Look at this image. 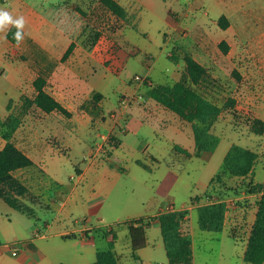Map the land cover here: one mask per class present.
Returning a JSON list of instances; mask_svg holds the SVG:
<instances>
[{
  "label": "crops",
  "instance_id": "obj_1",
  "mask_svg": "<svg viewBox=\"0 0 264 264\" xmlns=\"http://www.w3.org/2000/svg\"><path fill=\"white\" fill-rule=\"evenodd\" d=\"M50 1L54 3L52 5L61 1L66 15L61 19L46 15L34 5L41 3L42 0H9L8 3H0V8L11 12L14 17L23 15L27 21L23 30L24 40L20 44L12 43L7 38L6 40L0 39V77L4 82L0 84V118H6L16 108L15 106L20 104L21 96L30 90L29 85L38 76L45 79V90L71 112V116H65L58 111L46 113L39 109L37 114H40V117L35 118L32 125H22V121L12 134L13 143L34 162V166L16 169L13 174L24 182L29 194L36 196V199L32 200L29 196L23 197L28 209L27 213L16 210L0 198V264H91L95 260L97 250L105 246V240L99 230L109 226L113 227V225L117 232L114 251L119 264H168L160 227L156 221L146 227V244L135 253L132 250L128 227L123 222L136 218L155 217L166 211L168 205L175 206L174 202L171 201L163 206V199L152 194L145 198L136 195L130 199L129 204L125 203L123 195L126 193L120 189L122 184L118 183L123 174L121 171L123 168L106 159L111 154L112 148L121 145L122 139L119 134L128 131L125 123L130 118L129 113L122 109L119 113L112 111L107 114L104 110L107 100L106 93L100 90L96 92L100 93L97 97L100 101L94 103L96 108L99 105L100 110L90 112L82 110L83 108L79 109L80 104L65 90V85H68L71 78H75L78 82L84 78L91 64L95 63L94 59H91V53L84 47L76 45L70 52L72 55L64 60L59 57L54 60L49 57L42 60L35 55L30 59L17 58L18 53L23 51L65 52L70 41L79 34V22L83 18L80 17L77 4L69 0ZM118 1L125 7L127 17L130 10L136 14L139 6L137 0ZM127 1H129L130 10L126 5ZM72 4H75L76 9L68 11L71 7L68 5ZM172 16L176 19V16ZM187 16L185 14L184 17ZM253 19V23L257 24L260 17L254 16ZM129 24L121 28L126 45L133 48L134 52L130 55L139 52L148 53L142 44H138L139 39L144 38L141 36L142 31H136L138 34L136 41L127 36L125 29ZM42 28H47L52 36L47 43L39 38ZM222 30L217 33L229 45L230 37L234 36L231 32V25ZM178 33L181 34V26L177 21L167 32L163 33L164 41H169ZM4 35L5 33L0 32V37ZM6 50L11 51V56L16 58L8 59L5 55ZM205 51L204 49L203 54ZM76 52L77 54L74 55ZM189 53L205 68L208 67L203 54L194 50ZM169 58L172 64L161 72L175 83L186 72V67L183 60ZM72 68H76L77 71L71 70ZM153 69L148 66L144 74L133 76L132 94L138 92V97H142L149 85L158 84L150 76ZM137 75L148 80L141 83L135 79ZM49 82L57 85L51 87L53 89L51 91L46 87ZM162 85L168 84L162 83ZM155 104L158 106L143 107V113L140 114L142 124L146 123L142 116L147 115L145 112L154 115L166 109L159 107L156 102ZM254 116L264 120V108ZM175 120L180 126L177 125L174 132L185 134L190 141L188 148L179 147L176 144L172 150L184 153L186 157L211 153L198 154L190 123L179 116L175 117ZM168 122L172 123L173 120ZM82 123L88 132H99V134L98 136L93 134L86 156L82 162L74 165L75 175L71 174L70 185L64 189L55 190L53 194L51 192L47 194L49 190H52L50 188L52 183L58 182L63 169L61 154L67 148L64 139L69 131H80L76 128ZM44 129L48 131L52 139L45 137ZM104 136L106 138L113 136L116 145H110L108 138L105 139ZM245 137L251 139L246 135ZM5 141L0 134V149ZM245 144L247 143L242 146ZM154 147L145 155L158 163L163 154L160 146L154 145ZM245 147L254 150L252 147ZM101 148L104 149V153H100ZM181 149L186 151L192 149V152L185 154ZM131 160L145 170L152 169L139 158L138 154ZM263 181L264 158L258 155L252 170L247 175L233 176L224 171L222 167L221 171L214 173L210 178L208 188L203 195L194 196L189 205H183L181 208L174 207L175 210H186V214L181 219L180 229L191 236L192 264L200 263L202 257L200 248L206 251L207 262L205 264H212L210 256L214 254V250L217 257L215 264H253L244 262L243 255L255 219L261 191H249L246 186L251 187ZM230 185L236 188L230 189ZM146 188L152 193L156 192L154 183H150ZM216 200L226 203L223 229L219 232L201 230L198 226L197 208L199 205ZM39 220H42L41 225L38 224ZM14 250L16 253H13Z\"/></svg>",
  "mask_w": 264,
  "mask_h": 264
},
{
  "label": "rangeland",
  "instance_id": "obj_2",
  "mask_svg": "<svg viewBox=\"0 0 264 264\" xmlns=\"http://www.w3.org/2000/svg\"><path fill=\"white\" fill-rule=\"evenodd\" d=\"M8 1L0 0V3ZM69 1L77 4L80 17L83 18L79 22V34L69 45L72 43L73 48L76 45L84 47L91 53V59H94L95 63L91 64L84 78L78 82L71 78L68 85H65V90L80 104L79 109L83 108L82 110L90 112L100 110L99 105L97 108L94 105L100 101L94 96L97 90H100L106 93L104 110L107 114L112 111L119 113L125 109L130 115L125 123L128 131L119 134L122 139L121 145L114 148L108 145L112 150L106 157L123 168L118 183L122 184L120 189L126 193L123 195L125 203L129 204L130 199L136 195L145 198L153 194L163 199V206L171 201L174 202L175 208L189 205L194 196H201L206 192L213 174L221 171L223 157L233 143L240 145L247 143L244 146L252 147L264 158V130L261 134H253L250 129L251 119L264 108V0H137L139 6L136 14L130 10L127 1L126 5L130 12L126 21L110 13L99 0ZM61 3L59 1L52 5L54 3L50 0H42L41 3L34 5L46 15L61 19L66 15ZM74 6L75 4L68 5L70 7L68 11L75 10ZM185 14L188 16L184 17ZM221 14L227 16L228 26L231 25V32L234 35L230 37L226 53L219 47V42L224 39L217 33L223 31L217 23ZM172 15L176 16V19ZM254 16L260 17V25L253 23ZM176 20L180 23L181 34L178 33L169 41H164L163 33L177 23ZM125 24H129L125 32L131 40L136 41L138 36L136 31H142L141 36L144 38H140L138 44H142L148 53L130 55L134 51L132 47L126 45L122 34ZM51 37L47 28L41 29L39 38L42 42L47 43ZM204 49L206 51L203 54ZM191 50L203 54L208 64L205 77L191 87L224 109L211 124L212 131L219 137L215 150L202 156L186 157L184 153L172 150L176 144L188 148L190 141L185 134L174 132L175 127L180 126L175 120L178 116L168 109L154 115L145 112L147 115L142 116L146 123L142 124L140 114L143 113V107H155L157 104L155 100L148 98L145 92L142 97H138V92L132 94L134 84L131 80L135 74H144L147 67L151 66L154 69L150 76L154 81L158 84L172 85L173 81L167 79L161 72L172 64L168 55H175L176 60H183L184 54ZM63 53L64 51L54 53L23 51L18 53L17 58L30 59L35 55L42 60L47 57L52 60L58 57L64 60L72 55L70 53L68 57L62 58ZM76 54L77 52L74 53ZM5 55L8 59L16 58L11 56L12 52L9 50L5 51ZM71 70L77 71L76 68ZM135 79L141 83L148 80L138 75ZM2 83L4 82L0 77V84ZM53 86L57 85L51 82L46 84L50 91L53 90L51 88ZM29 89L23 95H32V84L29 85ZM38 111L39 108L32 106L23 117L22 125H32L35 118L40 117ZM169 120L173 122L169 123ZM84 127L82 123L76 128L80 131H69L64 139L67 148L61 154L63 169L58 182L52 183L50 186L52 190L47 194L50 192L53 194L55 190L70 185L71 174L75 175L74 165L82 162L86 156L93 134L98 136L99 132H88ZM44 130L45 137L52 139L48 131ZM154 145L160 146L163 154L158 163L145 155L147 151L155 148ZM100 150V153L105 152L103 148ZM191 150L185 154L191 153ZM136 154L152 168L150 171L131 160ZM150 183L155 184L156 192L152 193L146 188ZM246 187L250 191L251 187L248 185ZM229 188L236 187L230 185ZM41 221H38L39 225L42 224ZM200 250L202 257L199 264H205L206 251L201 248ZM215 255L214 250V254L210 256L212 264L217 260Z\"/></svg>",
  "mask_w": 264,
  "mask_h": 264
},
{
  "label": "trees",
  "instance_id": "obj_3",
  "mask_svg": "<svg viewBox=\"0 0 264 264\" xmlns=\"http://www.w3.org/2000/svg\"><path fill=\"white\" fill-rule=\"evenodd\" d=\"M99 2L114 16L127 20V11L118 0H99ZM217 23L225 29L229 25L228 18L221 14ZM15 28L7 31V39H13ZM223 52H227L229 45L225 40L219 42ZM73 49L71 43L63 53L66 58ZM177 54V53H176ZM176 58L175 55H169ZM186 72L172 85H149L146 95L162 107L174 112L182 120L190 123L192 136L197 153L213 152L219 142V137L211 130V124L221 114L223 107L215 104L207 97L200 94L191 86L197 85L206 75V68L200 64L190 53L184 54ZM34 92L31 96L22 95L20 104L4 119L0 118V134L6 140L0 149V198L16 210L27 212L23 201L24 196L32 200L36 196L30 195L24 182L17 178L13 172L19 168L34 166L32 159L20 150L11 140L12 134L22 122L23 117L32 106L49 113L58 111L65 116H71L60 102L50 95L44 88L45 79L41 76L32 82ZM94 96L99 97L100 93ZM250 129L255 134L264 130V120L254 117L250 122ZM109 144L116 145V140L110 136ZM179 149V148H178ZM186 152L185 149H181ZM258 154L256 151L233 143L223 157V170L233 176H245L252 170ZM250 191H261L257 202V211L248 236L246 249L243 255L244 262L264 264V181L252 185ZM198 226L201 230L219 232L224 226L226 203L222 200L211 201L198 208ZM186 214L185 209L164 211L155 217L136 218L124 221L131 237L132 250L142 248L146 244V227L156 221L160 227L168 264H192L191 236L180 229L181 219ZM105 240V246L98 249L95 260L91 264H119L114 251L117 232L113 225L99 230Z\"/></svg>",
  "mask_w": 264,
  "mask_h": 264
},
{
  "label": "clouds",
  "instance_id": "obj_4",
  "mask_svg": "<svg viewBox=\"0 0 264 264\" xmlns=\"http://www.w3.org/2000/svg\"><path fill=\"white\" fill-rule=\"evenodd\" d=\"M27 21L23 15L14 17L11 12L4 8H0V32L5 33L0 39L6 40V33L10 28H15L16 31L13 34V39L17 44H20L24 40V28Z\"/></svg>",
  "mask_w": 264,
  "mask_h": 264
},
{
  "label": "built area",
  "instance_id": "obj_5",
  "mask_svg": "<svg viewBox=\"0 0 264 264\" xmlns=\"http://www.w3.org/2000/svg\"><path fill=\"white\" fill-rule=\"evenodd\" d=\"M143 79H145V78H143ZM105 137V136H104ZM108 138V137H107ZM106 137H105V139H107ZM166 211H175V208H174V206L172 205V204H170V205H168L167 207H166V209H165ZM13 253H16V251L14 250V252Z\"/></svg>",
  "mask_w": 264,
  "mask_h": 264
}]
</instances>
